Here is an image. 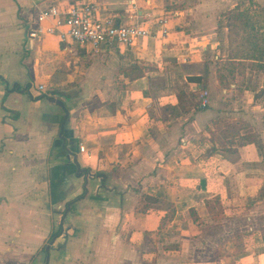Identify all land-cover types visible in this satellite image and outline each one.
<instances>
[{"label": "crops", "instance_id": "crops-1", "mask_svg": "<svg viewBox=\"0 0 264 264\" xmlns=\"http://www.w3.org/2000/svg\"><path fill=\"white\" fill-rule=\"evenodd\" d=\"M70 2L97 3L117 22L135 3L142 22L168 16V33L149 25L155 35L96 54L29 36L37 9ZM239 3L0 0V264H264L262 231L251 227L242 249L223 214L261 192L264 156L222 137L214 103L177 104L180 91L201 104L219 17ZM132 64L142 76H128ZM152 72L164 88L152 89Z\"/></svg>", "mask_w": 264, "mask_h": 264}, {"label": "rangeland", "instance_id": "rangeland-1", "mask_svg": "<svg viewBox=\"0 0 264 264\" xmlns=\"http://www.w3.org/2000/svg\"><path fill=\"white\" fill-rule=\"evenodd\" d=\"M239 6L241 9H246L250 7L249 1L240 0ZM251 10L254 11L257 9L251 8ZM226 11L219 17L222 20L221 26L224 25L225 28L224 26L222 28L220 26V28L216 31V36L214 38L216 48H209L207 51V62L205 64L203 74L205 84L201 86L202 89L200 91L207 90L210 103H214V105H217L219 109L222 110L223 115L220 116L222 120H220L221 125L219 126H223L222 128H224L231 126L235 123V121H238L239 124L237 125L239 126V129L242 132H247L253 135L260 153L264 156V94H257V92L264 87V79L261 72L251 70L248 67H242L238 64L237 60H228V57L230 56V47L227 42V21L224 17ZM214 54H217V59L214 58ZM145 67L149 70H154V66L151 64H148ZM214 70L215 76L216 71L218 70L223 75L221 80H219L216 76V82L213 81L212 77L214 76ZM152 75L156 77L153 80L154 86H152V89L164 88L167 84V80L164 78H158L154 72H152ZM189 93L190 94L186 93L187 98L195 96L193 92ZM154 94L157 95V92ZM242 140V138H238L236 142L234 141V144H239ZM257 163L259 165H263L264 167L263 161L259 160ZM261 171V176H258L263 180V185L260 189L261 192L258 195L256 194L253 198L248 199V202L243 200L235 204L233 207L229 205V203L226 204V211L223 213L225 217H228V219H232L234 217L235 224L241 228L240 230L242 233L240 235L241 238L239 239V242L241 243L242 249L247 248L248 245L254 242V236L251 234L248 235L251 227L254 229L253 231L256 232L255 237H257V239L259 237V231L261 230L264 232V169H261ZM217 208L220 212L221 206ZM231 229L233 228L231 227ZM227 231L232 233L229 229Z\"/></svg>", "mask_w": 264, "mask_h": 264}, {"label": "built area", "instance_id": "built-area-1", "mask_svg": "<svg viewBox=\"0 0 264 264\" xmlns=\"http://www.w3.org/2000/svg\"><path fill=\"white\" fill-rule=\"evenodd\" d=\"M136 5L132 4L131 13L124 16L123 22H117L114 13H105L97 3L70 2L64 5L48 4L37 9L32 22H29L28 34L38 37L40 34L55 35L60 41H73L85 45L91 53H101L113 43H132L138 37L155 35L149 25H158L161 35L168 33V16L146 14L145 22L136 16ZM147 23V25L145 24ZM43 89V85L38 86ZM201 106L210 103L208 91L200 92ZM79 150L85 152L84 146Z\"/></svg>", "mask_w": 264, "mask_h": 264}, {"label": "trees", "instance_id": "trees-1", "mask_svg": "<svg viewBox=\"0 0 264 264\" xmlns=\"http://www.w3.org/2000/svg\"><path fill=\"white\" fill-rule=\"evenodd\" d=\"M249 6L246 9H241L239 4L234 8L229 9L224 14L226 18V26L228 27L227 42L230 47V56L228 60H237L242 67H248L251 70H257L262 73L264 79V5L261 6L253 0H248ZM256 8L257 10H251ZM258 12V13H255ZM127 74L131 78L143 75V70L137 64L129 65ZM216 76L219 80L223 78L220 71H216ZM190 80L200 82L201 76H191ZM257 94H264V87L261 88ZM177 104L180 108L192 106L194 109L202 110L200 99L196 96L187 98L185 91H180L177 94ZM264 121V115H263ZM222 137L241 136L249 142L256 140L252 134H240V129L237 123L221 129ZM264 238V232H262Z\"/></svg>", "mask_w": 264, "mask_h": 264}]
</instances>
